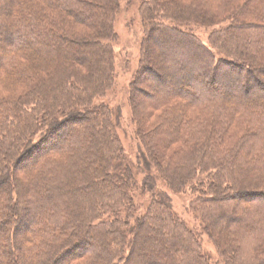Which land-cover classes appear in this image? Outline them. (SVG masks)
Returning <instances> with one entry per match:
<instances>
[{
  "label": "trees",
  "instance_id": "trees-1",
  "mask_svg": "<svg viewBox=\"0 0 264 264\" xmlns=\"http://www.w3.org/2000/svg\"><path fill=\"white\" fill-rule=\"evenodd\" d=\"M186 1L141 5L138 73L160 84L155 97L143 90L141 116L135 104L144 146L147 112L162 116L140 168L124 154L116 112L93 105L115 79L120 1L0 0V79L16 85L0 96V264H217L201 234L223 264H264V188L244 190L264 186V95L244 94L264 92V0ZM192 26L221 28L205 44ZM240 81L242 94L231 88ZM79 103L86 110L68 113ZM174 144L185 150L164 163ZM142 172V194H156L158 179L198 194L200 233L165 193L136 205Z\"/></svg>",
  "mask_w": 264,
  "mask_h": 264
},
{
  "label": "rangeland",
  "instance_id": "rangeland-1",
  "mask_svg": "<svg viewBox=\"0 0 264 264\" xmlns=\"http://www.w3.org/2000/svg\"><path fill=\"white\" fill-rule=\"evenodd\" d=\"M119 1H120V9L116 14L113 25L114 32L116 33V37L110 43V45L113 47L114 50L115 79L112 85L110 86V88H108L103 95L98 96L93 100V105L105 106L109 110L112 111L114 110L116 112V117H114V119L117 125V134L120 138V142L123 147L124 154L131 162H133V164H135V166L138 165L140 168H142V165L140 163V157H142L144 154L147 153L145 147L147 146V144L148 145L150 144L151 142L150 138L152 137V133L157 128L160 122V117L162 115L161 112L158 111L147 112V115L145 116V122L142 121L141 124L144 133L142 137L143 142L145 144L144 146L142 144L141 137L138 135L140 123H139V118H137V115L135 113V109L136 106H138L137 114L141 116V114L145 112L144 107L148 106L149 103L147 95L145 94V92H143V90L144 91L147 90L148 92H150L151 97H155L160 89L159 86L160 84H157L158 82L155 83V81L152 80L151 78L149 79L145 78L144 75L142 76L139 75L138 73L139 69L142 66V62H141L142 54L143 52L145 53L143 43L145 39H147V33L142 19L143 14L141 11V5L144 1L147 0H119ZM190 1L191 0H187L186 3ZM219 27L221 28V26ZM219 27L205 28L199 26H192L191 28L194 31V33L205 44H209L211 42V38H210L211 34L213 33L214 29H220ZM77 31L83 32L80 29H78ZM147 45L148 46L150 45V47H154L155 50H158L160 48L158 46H155L153 43L151 44L147 43ZM148 56L150 57L152 56L150 52ZM170 56L171 58L173 57L172 54H170ZM37 74L39 75L38 72ZM234 74L239 76L240 73L234 72ZM8 82H9L8 80L6 81L0 79V96L11 95V93H9L11 91L10 89H12L13 86L15 87L16 85L11 83L8 84ZM241 82L242 81H240L236 85H231L232 89L238 87L239 88L238 93L240 94H242L243 91L245 90L244 88L242 89V87L239 86L242 85ZM7 86H11V87L7 88ZM18 88L20 89L17 90L16 88V91H21V87ZM216 88L217 90L221 91L224 90L226 86L224 84H221L220 86H216ZM244 94L264 95V92L263 91L258 92L256 88H253L250 89L249 92L245 90ZM73 105L74 108L71 107L68 110V113L79 110L84 111L86 110L87 107L81 105L80 103L77 106L76 104ZM73 105L71 104L70 106ZM188 113L193 120L197 118L198 112L196 110H188L187 114ZM95 116L96 114H92V118ZM56 117L57 116L52 117L49 120L50 123L55 122L56 119L58 118ZM44 127L45 125H43L40 129L43 130ZM68 136L70 137L69 133ZM179 150H185V148L182 145H178V144H174L173 146L169 147V150H167L166 153L167 157L164 159V163H169L171 161V155L174 154L175 151H179ZM31 162L32 159L30 157H26L22 159L21 160L22 166H20L19 168L16 167V170L21 171L22 169H25ZM18 174L22 178H27V176L23 172H19ZM146 176L147 175L144 172L137 175V180L139 182L140 188L138 187L139 189H136L135 193L134 191L132 193L136 205L143 207L151 205L153 199H155L156 196H159L160 193H165L168 195L167 197L171 201L173 214L177 218L183 220L189 226L192 227L195 226L197 229L196 231L200 233L199 225L201 223V218L199 212L197 211L199 207L195 203L198 194L192 191L190 187L185 188L184 191H175L173 189H170L169 186H167L166 183H164V181H161L159 179L155 181L156 183L155 187L157 189L156 194L153 193L142 194L139 191L143 187L142 185L144 184ZM261 188H264V186H256V187L251 186V188L248 187L245 188L244 190H249V189L258 190ZM232 196L233 197L229 196L230 200H232V198L235 199L234 202L236 204L244 202L245 203L244 205H247L245 199L240 200L236 198L234 195ZM21 202H22L21 203L22 206L21 209L19 210L23 212L25 211L24 206L27 204V202L24 200L23 197H21ZM29 218L30 217H27L28 220ZM24 231L25 230L22 231V234L18 235L19 239L20 237H22ZM201 243L203 249L210 254L213 263L223 264L220 260L217 247L215 246L214 242L211 241V239L208 237L207 234H201ZM219 261L221 263H218Z\"/></svg>",
  "mask_w": 264,
  "mask_h": 264
}]
</instances>
